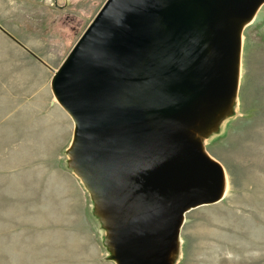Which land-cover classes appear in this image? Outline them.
Masks as SVG:
<instances>
[{"label": "water", "instance_id": "obj_1", "mask_svg": "<svg viewBox=\"0 0 264 264\" xmlns=\"http://www.w3.org/2000/svg\"><path fill=\"white\" fill-rule=\"evenodd\" d=\"M263 4L106 0L53 72L71 166L108 212L110 226L96 216L116 264H175L187 211L223 199L204 144L235 114L241 24Z\"/></svg>", "mask_w": 264, "mask_h": 264}, {"label": "rangeland", "instance_id": "obj_2", "mask_svg": "<svg viewBox=\"0 0 264 264\" xmlns=\"http://www.w3.org/2000/svg\"><path fill=\"white\" fill-rule=\"evenodd\" d=\"M105 1L0 0V264H116L96 211L112 221L67 153L73 121L42 113L41 74L20 47L53 75ZM234 109L204 139L227 193L185 214L171 263L264 264V4L243 32Z\"/></svg>", "mask_w": 264, "mask_h": 264}, {"label": "crops", "instance_id": "obj_3", "mask_svg": "<svg viewBox=\"0 0 264 264\" xmlns=\"http://www.w3.org/2000/svg\"><path fill=\"white\" fill-rule=\"evenodd\" d=\"M20 47H21V50L23 52H25L26 55L33 62H35V63H33L31 61L32 64L34 65V67H36L38 72L41 74L40 84L42 85V88H43L42 92L44 93V96H45V98L43 100L44 108H43V112L42 113L45 114V115L49 114V116H50V113H52V112H55L57 114H61V112H63L62 114H63V117H64V119L66 121L67 118L69 117L67 115V113L60 107V105L57 102L53 103L54 96H53L52 91H51V79H52L53 75L50 73L52 71V69H51L52 67L49 68L47 66L46 62L43 59L38 58V56H36L37 58L35 59L34 58L35 56H33V51H32L30 46L25 45V46H20ZM72 125H73V123H72ZM72 128H74V125H73Z\"/></svg>", "mask_w": 264, "mask_h": 264}, {"label": "bare ground", "instance_id": "obj_4", "mask_svg": "<svg viewBox=\"0 0 264 264\" xmlns=\"http://www.w3.org/2000/svg\"><path fill=\"white\" fill-rule=\"evenodd\" d=\"M261 8V7H260ZM259 8V9H260ZM258 13V12H257ZM253 20L254 19H252L251 21H245V22H243L242 24H241V26H243V25H250V23H252L253 22ZM235 101V100H234ZM80 175V174H79ZM81 176V175H80ZM81 178H82V176H81ZM83 179V178H82ZM84 181V180H83ZM227 189H228V181H227V176H226V174H225V183H224V188H223V198L225 197V195H226V193H227ZM99 206H100V208H104V206H103V204H99ZM192 210V209H191ZM105 211H106V209H105ZM190 211V210H189ZM188 212V211H187ZM180 244H181V242H180ZM113 247V246H112ZM179 248L180 247H178V248H176L174 251H172L171 252V255H170V258L169 259H172L173 258V255H175L178 251H179Z\"/></svg>", "mask_w": 264, "mask_h": 264}]
</instances>
